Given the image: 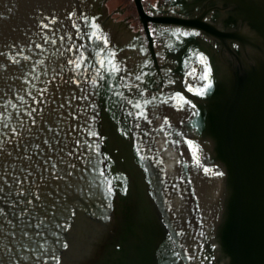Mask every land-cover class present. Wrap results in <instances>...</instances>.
Instances as JSON below:
<instances>
[{
    "label": "water",
    "instance_id": "obj_1",
    "mask_svg": "<svg viewBox=\"0 0 264 264\" xmlns=\"http://www.w3.org/2000/svg\"><path fill=\"white\" fill-rule=\"evenodd\" d=\"M0 189V264H264V0H0Z\"/></svg>",
    "mask_w": 264,
    "mask_h": 264
},
{
    "label": "snow or ice",
    "instance_id": "obj_2",
    "mask_svg": "<svg viewBox=\"0 0 264 264\" xmlns=\"http://www.w3.org/2000/svg\"><path fill=\"white\" fill-rule=\"evenodd\" d=\"M204 79H208V73H205ZM206 87H211V83H209ZM202 94V91H201ZM137 107H139V105H137ZM14 179H19V177H14ZM0 191H2V189H0ZM109 191H111V188H109ZM18 195H23L22 191H18ZM36 195V199H39V194H35ZM28 203H31V200L28 201Z\"/></svg>",
    "mask_w": 264,
    "mask_h": 264
}]
</instances>
